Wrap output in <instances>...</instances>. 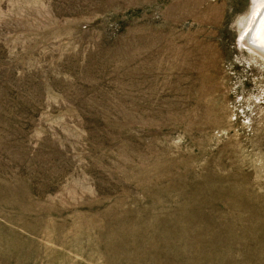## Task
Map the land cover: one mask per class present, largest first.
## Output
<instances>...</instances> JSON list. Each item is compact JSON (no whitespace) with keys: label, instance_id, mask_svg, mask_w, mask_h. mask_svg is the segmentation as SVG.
Here are the masks:
<instances>
[{"label":"rangeland","instance_id":"1","mask_svg":"<svg viewBox=\"0 0 264 264\" xmlns=\"http://www.w3.org/2000/svg\"><path fill=\"white\" fill-rule=\"evenodd\" d=\"M261 1L0 0V264H264Z\"/></svg>","mask_w":264,"mask_h":264},{"label":"bare ground","instance_id":"2","mask_svg":"<svg viewBox=\"0 0 264 264\" xmlns=\"http://www.w3.org/2000/svg\"><path fill=\"white\" fill-rule=\"evenodd\" d=\"M252 17L245 41L251 49L264 57V0L257 4Z\"/></svg>","mask_w":264,"mask_h":264}]
</instances>
